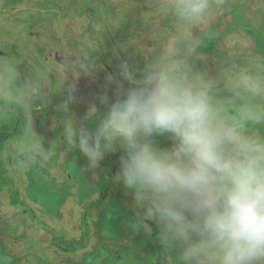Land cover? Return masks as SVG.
Here are the masks:
<instances>
[{
    "label": "rangeland",
    "instance_id": "rangeland-1",
    "mask_svg": "<svg viewBox=\"0 0 264 264\" xmlns=\"http://www.w3.org/2000/svg\"><path fill=\"white\" fill-rule=\"evenodd\" d=\"M171 3L0 0V74L11 67L22 90L33 85L26 103L10 104L24 126L0 145V264H116L121 255V264H173L175 251L134 226L131 197L115 182L123 150L90 168L64 132L65 119L93 129L89 106L100 115L106 106L98 97L112 101L121 84L128 87L123 65L141 69L164 49L180 28L162 10ZM212 3L191 35L199 40L196 67L223 94L230 73L264 75V0ZM69 86L75 99L63 113L57 109ZM10 117H0V126ZM154 139L161 148L173 143L167 135Z\"/></svg>",
    "mask_w": 264,
    "mask_h": 264
},
{
    "label": "clouds",
    "instance_id": "clouds-1",
    "mask_svg": "<svg viewBox=\"0 0 264 264\" xmlns=\"http://www.w3.org/2000/svg\"><path fill=\"white\" fill-rule=\"evenodd\" d=\"M213 9L212 0H172L166 10L180 28L141 69L125 64L106 110L88 117L94 128L64 120V132L96 168L122 149L115 182L131 197L136 227L152 231L173 264H264V75L230 73L223 94L196 67L199 40L191 30ZM95 67L86 65V70ZM8 67L0 74V101L23 105L33 92ZM58 111L68 113L73 89ZM169 136L161 148L154 137Z\"/></svg>",
    "mask_w": 264,
    "mask_h": 264
},
{
    "label": "trees",
    "instance_id": "trees-1",
    "mask_svg": "<svg viewBox=\"0 0 264 264\" xmlns=\"http://www.w3.org/2000/svg\"><path fill=\"white\" fill-rule=\"evenodd\" d=\"M3 116H11L8 121H5L0 126V145L3 144L4 140L8 138L9 136L19 133L24 125L22 124V121L24 122L22 116L16 112V110L12 107V105L8 104L6 105L2 101H0V117ZM7 132H9L7 134ZM157 229L153 228L152 234L154 233V241L157 243L159 247H162L157 235H156Z\"/></svg>",
    "mask_w": 264,
    "mask_h": 264
},
{
    "label": "crops",
    "instance_id": "crops-1",
    "mask_svg": "<svg viewBox=\"0 0 264 264\" xmlns=\"http://www.w3.org/2000/svg\"><path fill=\"white\" fill-rule=\"evenodd\" d=\"M83 5L85 6V4H83ZM84 6H83V7H84ZM86 9L88 10V4H87V6H86ZM262 128L264 129V127H262ZM104 220H105V219H104ZM107 221H108L109 223H112V222L109 221V219H107ZM105 222H106V220H105ZM114 224L117 225V224H118V221H117V220H114L113 225H114ZM111 242H115V241H111ZM116 243H117V242H115V244H116ZM119 248H120V247H119ZM125 254H126V253H125ZM156 254H157V253H156ZM121 256H122V257H120L121 259L118 258V260H116V264H121L120 261L123 260V257H124L125 255H121ZM126 257H128V254H127ZM116 258H117V257H116ZM128 260H129V258H128ZM128 260H127V262L125 261L126 264H131L132 262L135 261V259H134L132 262H129ZM154 260H156V258H154ZM154 260H153V261H154ZM128 262H129V263H128ZM101 263L103 264V262H101ZM153 264H154V262H153Z\"/></svg>",
    "mask_w": 264,
    "mask_h": 264
}]
</instances>
